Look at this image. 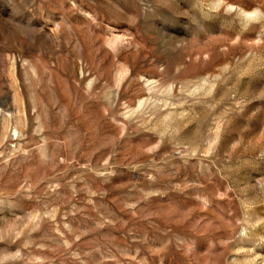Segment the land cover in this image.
<instances>
[{"label": "rangeland", "instance_id": "rangeland-1", "mask_svg": "<svg viewBox=\"0 0 264 264\" xmlns=\"http://www.w3.org/2000/svg\"><path fill=\"white\" fill-rule=\"evenodd\" d=\"M0 264H264V0H0Z\"/></svg>", "mask_w": 264, "mask_h": 264}]
</instances>
